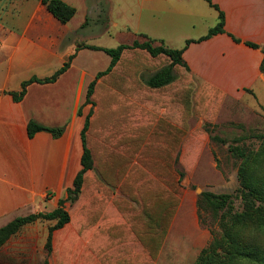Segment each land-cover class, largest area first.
<instances>
[{
  "label": "crops",
  "instance_id": "obj_1",
  "mask_svg": "<svg viewBox=\"0 0 264 264\" xmlns=\"http://www.w3.org/2000/svg\"><path fill=\"white\" fill-rule=\"evenodd\" d=\"M64 1L73 5L76 11L77 3H84L88 19V0ZM212 2L225 13V32L193 41L187 46L182 55L189 67L188 74L195 83L206 81L225 94L251 87L257 79L264 81L260 71L263 59L260 47L264 46V0ZM86 19L73 24L72 17L62 23L48 11L42 0H0V53L11 67L1 70L0 226L18 215L53 209L58 199L66 196V188L72 185L81 168L83 147L80 130L90 106L85 108V105L81 114L77 109L84 100L87 84L99 70L95 69L86 81L84 69L80 71L78 81L72 77L64 81V77L79 62L84 51L101 50L79 48L64 73L53 82H32L20 101H14L4 91L19 90L21 81L31 75L44 77L53 73L75 51L76 40L84 36L83 28L88 24ZM229 34L256 42L259 48L236 42ZM89 53L86 54L94 58ZM102 59L105 69L110 56ZM9 81L12 85L8 86ZM29 119L48 126H64V131L59 137H53L44 130L29 137L26 127ZM87 173H92V170ZM105 199L104 208L96 213L80 210V200L73 204L66 201L65 209L67 202L75 208L67 209L70 221L52 231L50 250L46 249L45 242L48 226L55 220L38 219L26 224L50 222L46 226L43 262L48 264L58 256L62 264H68L67 259L72 257L73 239L57 249L53 240L57 230L70 227L75 243L82 244L89 264H158L179 202L162 236L158 234L162 232V221L159 226L152 223V228H149L147 213L118 187L113 188ZM45 204L52 206L47 209Z\"/></svg>",
  "mask_w": 264,
  "mask_h": 264
},
{
  "label": "trees",
  "instance_id": "obj_2",
  "mask_svg": "<svg viewBox=\"0 0 264 264\" xmlns=\"http://www.w3.org/2000/svg\"><path fill=\"white\" fill-rule=\"evenodd\" d=\"M42 2L62 23L71 19L76 12V8L64 0ZM206 2L217 11V23L199 38L186 39L180 48L168 47L162 40L146 34H139L143 40L134 39L131 43H120L115 47L80 43L50 75H31L21 81L19 90L4 91L14 101H20L32 82L55 81L70 67L79 48L101 50L110 56L108 66L99 70L87 84L84 100L77 109V113L81 114L85 105H91L80 130L83 147L81 168L72 185L66 188V196L60 197L57 205L50 211L18 215L0 226V249L24 225L43 219L55 220L48 226L45 242L46 249L50 250L52 231L71 219L69 211L65 209L66 201L73 204L80 200V210H92L96 213L104 208L106 196L115 187L135 200L147 213L151 226L149 228H152V223L159 226L162 221V232L158 234L163 236L166 233L179 197L173 188L150 171L141 159V154L148 152L150 140L155 133L160 135L170 128H186L194 94L200 112L206 113L213 106L210 113L213 117L225 95L221 89L206 81L198 83L193 94L195 81L188 74L189 67L182 55L191 42L225 32L224 11L212 0ZM229 35L236 42L259 48L256 42ZM260 49L263 53L260 71L264 74V46ZM155 58L162 60L153 63ZM145 70L151 73L143 78L141 73ZM26 127L29 137L41 130L49 132L53 137H59L64 131V126H48L34 119H29ZM231 150L240 160L237 178L242 210L233 211L229 193H202L201 206L204 203L214 214L221 211L220 233L201 249L192 264H234V261L243 257L257 262L264 260V252L260 248H246L236 237V228L247 221L264 228V182L259 178L260 171L254 167V163L258 167L261 162L259 159L264 158V135L257 150L246 151L240 146H232ZM171 151L170 147L166 148L168 156ZM88 170H92V173H87ZM131 208L134 209L135 206Z\"/></svg>",
  "mask_w": 264,
  "mask_h": 264
},
{
  "label": "rangeland",
  "instance_id": "obj_3",
  "mask_svg": "<svg viewBox=\"0 0 264 264\" xmlns=\"http://www.w3.org/2000/svg\"><path fill=\"white\" fill-rule=\"evenodd\" d=\"M87 6L88 24L83 28L85 37L76 40V45L89 43L115 47L120 43H131L134 39L143 40L139 34H146L162 40L168 47L180 48L186 39L204 35L218 20L217 11L206 0H88ZM85 13V4L78 2L73 24L86 19ZM86 53L89 52L84 51L64 81L71 77L78 81L82 69L85 71L84 81L90 78L95 69H104L102 58L108 56L106 53L90 52L94 58ZM5 60L0 53V71L11 68ZM161 60L155 58L152 62ZM150 73L145 70L141 74L146 78ZM175 73L179 74L177 71ZM183 73H186L185 70ZM2 81L1 71L0 85ZM11 83L9 81L8 86ZM197 85L194 84L193 94ZM247 88L226 93L214 117L210 115L213 106L206 113L199 111L194 94L186 128H170L160 135L155 133L148 152L141 154L150 171L173 188L180 198L158 264H192L201 249L220 233L221 211L214 214L204 203L200 205L203 192L229 193L233 211L242 210L237 178L240 160L232 153L231 147L257 150L264 135V81L257 79ZM89 106L87 104L85 108ZM120 115L124 116L122 113ZM168 147L172 149L169 156L166 153ZM259 161V166L254 163V167L260 171L259 178L264 182V158ZM51 206L45 204L47 209ZM66 208L73 210L75 206L67 202ZM48 223L39 221L26 225L12 235L0 249V264H43ZM72 232L70 227L57 230L53 240L55 248L63 247L73 239L70 250L72 257L67 259L68 264H89L82 244L75 243ZM236 233L241 245L252 250L258 247L264 252L263 227L247 221L236 228ZM61 262V258L59 260L56 256L48 264ZM234 262L264 264V260L257 262L246 257Z\"/></svg>",
  "mask_w": 264,
  "mask_h": 264
}]
</instances>
